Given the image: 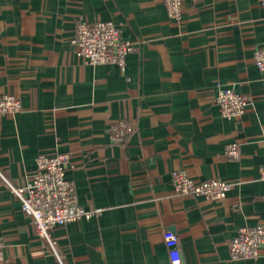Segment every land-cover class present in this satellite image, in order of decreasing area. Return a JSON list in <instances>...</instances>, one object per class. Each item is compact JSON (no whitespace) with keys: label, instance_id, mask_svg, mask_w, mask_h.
I'll return each instance as SVG.
<instances>
[{"label":"crops","instance_id":"0c3cea01","mask_svg":"<svg viewBox=\"0 0 264 264\" xmlns=\"http://www.w3.org/2000/svg\"><path fill=\"white\" fill-rule=\"evenodd\" d=\"M180 20L164 0H0V98L21 110L0 117V170L24 186L43 152L70 154L66 178L80 206L99 215L53 231L64 264H172L163 234L176 233L181 264H264L230 258L245 227H264V47L259 0H183ZM113 21L136 49L125 71L84 65L79 21ZM249 98L238 119L215 97ZM133 126L122 144L110 129ZM237 144L240 157L226 155ZM231 184L221 202L181 196L173 174ZM2 264H59L21 201L0 180Z\"/></svg>","mask_w":264,"mask_h":264},{"label":"built area","instance_id":"2783aa9c","mask_svg":"<svg viewBox=\"0 0 264 264\" xmlns=\"http://www.w3.org/2000/svg\"><path fill=\"white\" fill-rule=\"evenodd\" d=\"M264 8V0H259ZM168 16L180 20L184 10L183 0H164ZM75 54L84 65L98 66L116 64L125 71L127 56L136 46L122 37L120 24L113 21H79L76 24L73 39ZM255 65L264 71V47L258 48L253 57ZM224 117L240 118L249 104V98L231 88H222L215 97ZM21 110V100L14 94H4L0 98V117L14 115ZM134 131L132 125L120 121L110 129L114 144H122ZM226 155L235 159L240 157L237 144L227 147ZM70 154L43 152L37 158V169L32 179L24 186H14L3 171L0 180L21 201V211L33 223L36 236L47 240L56 254L59 264H64L65 256L56 250V241L52 237L54 230L82 219H91L101 214V209L86 210L78 203L75 185L66 178ZM175 191L181 196L204 197L209 201L221 202L227 197L231 184L222 179L195 181L184 171L173 174ZM260 179L264 180V165L260 168ZM172 264H181L180 241L175 232L166 230L163 234ZM264 245V227L242 228L230 244V258L237 260H255ZM3 243L0 242V264L3 263Z\"/></svg>","mask_w":264,"mask_h":264},{"label":"rangeland","instance_id":"374dc122","mask_svg":"<svg viewBox=\"0 0 264 264\" xmlns=\"http://www.w3.org/2000/svg\"><path fill=\"white\" fill-rule=\"evenodd\" d=\"M38 237V236H37Z\"/></svg>","mask_w":264,"mask_h":264}]
</instances>
